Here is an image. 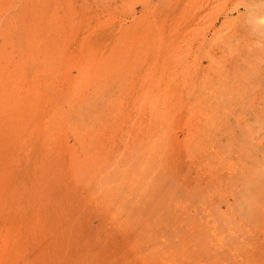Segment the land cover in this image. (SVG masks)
<instances>
[{"label": "rangeland", "instance_id": "374dc122", "mask_svg": "<svg viewBox=\"0 0 264 264\" xmlns=\"http://www.w3.org/2000/svg\"><path fill=\"white\" fill-rule=\"evenodd\" d=\"M0 264H264V0H0Z\"/></svg>", "mask_w": 264, "mask_h": 264}]
</instances>
